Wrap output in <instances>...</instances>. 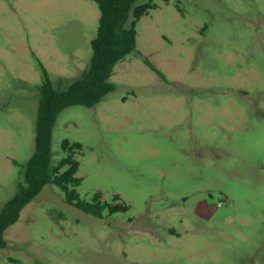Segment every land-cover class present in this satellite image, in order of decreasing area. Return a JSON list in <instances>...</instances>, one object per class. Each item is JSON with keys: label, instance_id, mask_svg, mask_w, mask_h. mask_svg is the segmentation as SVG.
Listing matches in <instances>:
<instances>
[{"label": "rangeland", "instance_id": "obj_1", "mask_svg": "<svg viewBox=\"0 0 264 264\" xmlns=\"http://www.w3.org/2000/svg\"><path fill=\"white\" fill-rule=\"evenodd\" d=\"M144 2L115 90L62 110L50 149L55 166L79 143L80 198L129 209L95 217L46 185L0 264H264V0ZM99 17L92 0H0V209L34 153L46 76L64 90L83 75Z\"/></svg>", "mask_w": 264, "mask_h": 264}, {"label": "trees", "instance_id": "obj_2", "mask_svg": "<svg viewBox=\"0 0 264 264\" xmlns=\"http://www.w3.org/2000/svg\"><path fill=\"white\" fill-rule=\"evenodd\" d=\"M92 1L97 4L100 17L96 35L91 41L89 66L64 90L56 89L50 79L45 78L38 107L34 153L25 166L23 182L18 184L14 196L0 209V248L6 246L4 231L17 222L21 210L46 185L58 187L68 204L95 217H101L103 210L114 214L129 209L124 203L102 202L100 192L94 195L91 202L80 198L79 162L74 157L81 148L79 143L64 140V157L57 165H50L52 130L59 113L75 105L93 107L115 90L110 82L115 66L136 50V25L156 7L152 2L134 6L137 0ZM119 199V196H114L112 201Z\"/></svg>", "mask_w": 264, "mask_h": 264}]
</instances>
